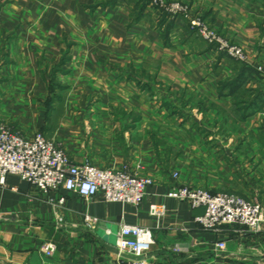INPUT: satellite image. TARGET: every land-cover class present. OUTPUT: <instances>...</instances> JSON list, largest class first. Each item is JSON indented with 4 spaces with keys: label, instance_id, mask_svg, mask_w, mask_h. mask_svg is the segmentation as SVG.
Returning a JSON list of instances; mask_svg holds the SVG:
<instances>
[{
    "label": "crops",
    "instance_id": "obj_1",
    "mask_svg": "<svg viewBox=\"0 0 264 264\" xmlns=\"http://www.w3.org/2000/svg\"><path fill=\"white\" fill-rule=\"evenodd\" d=\"M174 1L247 61L180 16L167 18L166 35L160 12L139 0H0V120L27 137L44 133L74 163L153 181L135 205L43 192L8 174L0 264H127L116 245L124 225L153 232L146 264H264V224L205 229L196 221L205 207L169 195L188 184L264 204V0Z\"/></svg>",
    "mask_w": 264,
    "mask_h": 264
},
{
    "label": "built area",
    "instance_id": "obj_2",
    "mask_svg": "<svg viewBox=\"0 0 264 264\" xmlns=\"http://www.w3.org/2000/svg\"><path fill=\"white\" fill-rule=\"evenodd\" d=\"M150 5L168 12L173 18L182 17L202 38L227 52L232 58L247 61L245 50L223 37L201 14L180 2L149 0ZM258 75L264 81V66L257 67ZM8 174H16L28 181L34 188L43 191H73L80 196L93 198L101 195L107 202H123L138 205L153 183L152 179L139 176L127 167L122 169L102 168L90 163H74L66 151L53 139L38 132L27 137L0 120V182L4 183ZM174 172L173 177L179 178ZM170 196L188 200L192 207H205V213L196 221L205 229L218 230L223 225L243 224L257 231L264 224V204L234 192H212L202 187L183 184L173 189ZM64 202V197L59 198ZM152 215L160 217L165 212L164 205L153 204ZM93 227L97 219L87 217ZM155 243L153 232L138 225H124L117 239L121 253L131 256L127 264H146V255ZM220 250L226 242L217 243ZM56 247L53 243L43 246L47 255H52ZM217 264H223L219 262Z\"/></svg>",
    "mask_w": 264,
    "mask_h": 264
},
{
    "label": "trees",
    "instance_id": "obj_3",
    "mask_svg": "<svg viewBox=\"0 0 264 264\" xmlns=\"http://www.w3.org/2000/svg\"><path fill=\"white\" fill-rule=\"evenodd\" d=\"M140 1V4H142V6L143 7H146V6H148L149 4H150V1L149 0H139ZM159 12H160V14H161V18H162V22H161V24H166L165 25V27H166V29H165V32H166V35H167V33H168V31L170 30V28H171V24L173 23L172 21L171 22H168V23H166V21H167V15L166 14H164V10H159ZM192 30H194V29H192ZM195 31V30H194ZM215 193V192H214Z\"/></svg>",
    "mask_w": 264,
    "mask_h": 264
},
{
    "label": "rangeland",
    "instance_id": "obj_4",
    "mask_svg": "<svg viewBox=\"0 0 264 264\" xmlns=\"http://www.w3.org/2000/svg\"><path fill=\"white\" fill-rule=\"evenodd\" d=\"M168 2H171V1H174V0H167ZM150 5V4H149ZM151 6V5H150ZM151 7H153V6H151ZM156 11L158 10L159 11V9H157V8H155V7H153ZM162 14V13H161ZM161 14H160V16H161ZM164 14H166L167 15V17H172L168 12H166V11H164ZM233 43V42H232ZM222 191H228V190H221V191H219V192H222ZM213 192V191H212ZM218 192V191H217ZM228 192H230V191H228ZM249 199H251V198H249Z\"/></svg>",
    "mask_w": 264,
    "mask_h": 264
}]
</instances>
